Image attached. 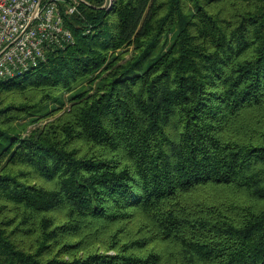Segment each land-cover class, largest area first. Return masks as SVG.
I'll return each mask as SVG.
<instances>
[{"label":"trees","instance_id":"16d2710c","mask_svg":"<svg viewBox=\"0 0 264 264\" xmlns=\"http://www.w3.org/2000/svg\"><path fill=\"white\" fill-rule=\"evenodd\" d=\"M105 3L0 83V264H264V0Z\"/></svg>","mask_w":264,"mask_h":264},{"label":"built area","instance_id":"2783aa9c","mask_svg":"<svg viewBox=\"0 0 264 264\" xmlns=\"http://www.w3.org/2000/svg\"><path fill=\"white\" fill-rule=\"evenodd\" d=\"M0 0V83L21 76L47 60L49 52L74 43L66 16L81 0ZM114 0H106L105 7Z\"/></svg>","mask_w":264,"mask_h":264},{"label":"rangeland","instance_id":"374dc122","mask_svg":"<svg viewBox=\"0 0 264 264\" xmlns=\"http://www.w3.org/2000/svg\"><path fill=\"white\" fill-rule=\"evenodd\" d=\"M134 47H130L129 49L132 51ZM129 57V54L127 55V58ZM68 97V95H66ZM69 107V104L66 105V108ZM46 122H43L41 124H39V126L45 124ZM32 129V128H31Z\"/></svg>","mask_w":264,"mask_h":264},{"label":"water","instance_id":"95a60500","mask_svg":"<svg viewBox=\"0 0 264 264\" xmlns=\"http://www.w3.org/2000/svg\"><path fill=\"white\" fill-rule=\"evenodd\" d=\"M82 1V0H81Z\"/></svg>","mask_w":264,"mask_h":264}]
</instances>
